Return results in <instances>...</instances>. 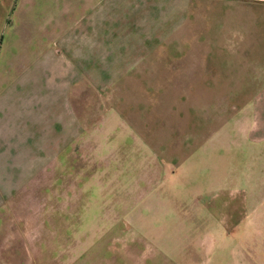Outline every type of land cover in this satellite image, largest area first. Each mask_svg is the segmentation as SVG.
<instances>
[{
  "label": "crops",
  "instance_id": "crops-1",
  "mask_svg": "<svg viewBox=\"0 0 264 264\" xmlns=\"http://www.w3.org/2000/svg\"><path fill=\"white\" fill-rule=\"evenodd\" d=\"M202 1L264 5L0 0V264H264V63L245 78L248 99L212 91L229 69L192 47ZM234 134L249 150L237 189H209L176 227L184 160ZM42 197L43 230L61 214L82 242H22L23 200Z\"/></svg>",
  "mask_w": 264,
  "mask_h": 264
},
{
  "label": "rangeland",
  "instance_id": "rangeland-1",
  "mask_svg": "<svg viewBox=\"0 0 264 264\" xmlns=\"http://www.w3.org/2000/svg\"><path fill=\"white\" fill-rule=\"evenodd\" d=\"M202 2H204V5L194 8L193 19H191L192 22L191 24L190 22L187 24V30H192L196 33H194L195 36H193L194 41L191 43L192 47L197 57L203 59L205 56L203 57L202 54L209 50L214 51L211 62L220 64L229 69V72H225L224 76H222L224 77V82L215 84V86L212 87V91L214 89L215 93L223 91L224 96H227V102L233 101L237 96L248 99L246 94H251L256 87H252L254 86L253 83L250 82V84L245 78H250V70L251 68L256 70L254 67L257 63H264V55L261 53L248 54L241 58V55H231L232 53L230 55L221 53L216 54L215 52L220 49L219 47H222L219 45V42L227 41V46L233 47L236 50L240 48L241 50L250 48V52L252 53H264V5L257 4L249 7L247 6L242 9V13H237V8L231 6L219 5V3L215 1ZM225 33L230 34L231 38L222 40L221 34ZM239 35L243 38H238L241 37ZM227 73L228 76H226ZM244 81L245 87L243 85ZM78 94H81V96L77 98L78 100L76 99V103L81 105V107H83L82 102L85 98L93 99V93L89 87H83L82 91ZM82 94L84 95L82 96ZM232 96H235L234 99ZM237 104L238 103H230V107ZM217 122L218 120H215V126L219 125H217ZM236 139V134L230 136L229 139L225 137L223 144L222 140H220L221 143L213 142V147H208L207 154L199 150L196 152L195 156H191L189 159L184 160L183 166H185V168L183 169V173H185V177L183 176L181 181L174 186L175 192H177L179 198L177 201L169 200L170 206L176 207L178 209L177 211L181 215L183 214V217L178 215L176 227L177 225L181 226V220L183 221L184 219L187 220V218H190V215L186 216V212H191L190 210H192L193 206L202 201L203 198L201 194L210 192L209 189L215 192L219 190L229 191L237 189L236 175L238 173V163L239 161L247 159L249 150L248 145H239ZM191 167L192 169L190 170ZM39 185L43 186L44 183H39ZM26 190L29 189L27 188ZM44 203V197L34 200H23V206L19 210V217L22 225L30 230L28 231L27 229L24 232L25 235L29 237L32 236V239L27 238V241L23 240L22 242H50L52 240L51 233L54 235L55 242H82L79 240V237H77V231L68 233L66 230H62V225H60L61 214L54 216V225L56 227L59 226V230H43L42 226L45 224L46 216L44 212L45 209H41V207L44 208ZM36 210L38 211L37 213ZM200 218L201 216L199 219ZM207 219V223H210L211 219L209 215ZM213 219H215V217ZM183 223L188 225L184 221ZM213 223L214 225L216 224L215 220H213ZM175 230L178 232V236L183 238V232L181 231L180 233V229L177 230L175 228ZM170 232L172 231H167L168 234ZM201 233L203 232L199 231L198 228L194 239H199L198 234ZM34 235H36V239ZM175 237L176 234H174V238ZM215 242L223 241L222 238H219ZM181 243L183 244V242ZM182 249H184V247H182ZM197 252V255H204L203 248L197 247ZM216 252H218L217 249L215 253ZM210 255H212V253Z\"/></svg>",
  "mask_w": 264,
  "mask_h": 264
}]
</instances>
